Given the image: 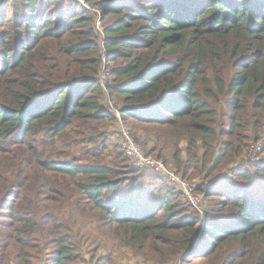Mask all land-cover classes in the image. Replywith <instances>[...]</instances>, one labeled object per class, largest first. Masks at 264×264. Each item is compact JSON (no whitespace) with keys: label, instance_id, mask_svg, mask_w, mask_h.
Returning <instances> with one entry per match:
<instances>
[{"label":"trees","instance_id":"1","mask_svg":"<svg viewBox=\"0 0 264 264\" xmlns=\"http://www.w3.org/2000/svg\"><path fill=\"white\" fill-rule=\"evenodd\" d=\"M88 1L104 88L74 0H0V264H82L81 233L51 212L64 204L145 260L264 264L263 156L228 174L264 138V0ZM111 109L147 156L200 182L204 219L130 165Z\"/></svg>","mask_w":264,"mask_h":264},{"label":"built area","instance_id":"2","mask_svg":"<svg viewBox=\"0 0 264 264\" xmlns=\"http://www.w3.org/2000/svg\"><path fill=\"white\" fill-rule=\"evenodd\" d=\"M87 14L92 21V34L99 44L100 53L102 54L101 62L102 69L99 74V83L102 88L105 87L108 79V72L104 69V62L107 57L103 42V13L101 9L90 3L88 0H74ZM108 103V100H107ZM110 106V104H109ZM111 107V106H110ZM111 112L118 121V132L121 137V148L124 156L130 165L136 169L143 171H152L162 177L168 182L178 193L183 196L184 201L189 204L199 215L201 219L206 216V211L203 206V194L199 191L200 182L198 180H185L182 179L174 169L162 160L154 159L147 156L141 146L138 144L136 139L131 135L130 131L126 129L120 122V115L115 109H111ZM264 138L262 137L259 141L252 144L249 151L245 154L243 159L238 161L235 165L231 166L228 170V174L234 172L236 167L240 163H251L257 164L261 161L263 156ZM204 184L209 186L210 182L205 181ZM177 264H180L178 262Z\"/></svg>","mask_w":264,"mask_h":264},{"label":"rangeland","instance_id":"3","mask_svg":"<svg viewBox=\"0 0 264 264\" xmlns=\"http://www.w3.org/2000/svg\"><path fill=\"white\" fill-rule=\"evenodd\" d=\"M104 106L107 108V100L104 101ZM109 137L118 139L116 141L120 143V145H118L121 148L122 143L118 131L117 133L110 131ZM58 211L59 214H57ZM51 212L53 214L55 213L57 217L63 218L64 221L75 224L78 229L77 233H81V237L83 238V243L80 245L81 254L83 255L82 264H161L156 261L145 260L140 254L138 255L133 250L123 246L114 232L107 227L100 226L93 212H89L88 215L82 216L65 204L61 207L59 205H54ZM90 257H92L94 262H89ZM181 260L182 259L174 260L163 264H177L178 262L183 264Z\"/></svg>","mask_w":264,"mask_h":264}]
</instances>
